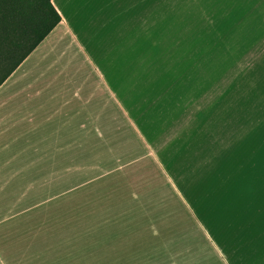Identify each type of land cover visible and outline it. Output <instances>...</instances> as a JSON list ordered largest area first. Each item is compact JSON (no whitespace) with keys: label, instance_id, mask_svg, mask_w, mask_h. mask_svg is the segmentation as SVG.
Here are the masks:
<instances>
[{"label":"crops","instance_id":"0c3cea01","mask_svg":"<svg viewBox=\"0 0 264 264\" xmlns=\"http://www.w3.org/2000/svg\"><path fill=\"white\" fill-rule=\"evenodd\" d=\"M50 1L0 84V264H181L183 218L264 264V0H221L209 42L198 0Z\"/></svg>","mask_w":264,"mask_h":264},{"label":"trees","instance_id":"16d2710c","mask_svg":"<svg viewBox=\"0 0 264 264\" xmlns=\"http://www.w3.org/2000/svg\"><path fill=\"white\" fill-rule=\"evenodd\" d=\"M60 20L50 0H0V84Z\"/></svg>","mask_w":264,"mask_h":264},{"label":"rangeland","instance_id":"374dc122","mask_svg":"<svg viewBox=\"0 0 264 264\" xmlns=\"http://www.w3.org/2000/svg\"><path fill=\"white\" fill-rule=\"evenodd\" d=\"M103 2V0H100ZM106 1V0H105ZM220 1V2H219ZM119 2L121 4L124 3L123 0H119ZM219 2V3H218ZM99 3V2H98ZM97 3V6H98ZM199 3V7L197 9V11L193 13V24H192V41L193 42H209V37H208V32H210V37L214 38L215 37V32H220L221 35L223 36V38H225V13H224V17L223 19L221 18V12L220 10H225L224 9H220L219 6H221V0H198ZM215 3H218V7H217V11L216 14L219 16V19L210 21L214 26H216L218 29L213 28L211 30L210 29V23L205 22L203 19H201L200 17L202 16L203 12L205 10H209L211 8L215 9L213 7V5L215 6ZM188 20L189 17L187 16ZM198 18V24L196 23L195 25V19ZM200 18V19H199ZM196 48L195 50L192 51V53H200L203 49V47H194ZM152 50H155L159 53H161V51L165 50V48H161V47H155V48H151ZM149 48H141L142 51H144L145 55H141L139 54V57H134V62L133 63H129L126 64V66H131L132 70L130 71V73H134L135 69L139 70V71H148L147 70V63H142L144 66L141 68L137 67L135 65V63H139V62H146L149 60H154L155 57H152L153 54H150V50ZM183 50H186L183 49ZM148 51V52H147ZM180 48H177V54L179 57L180 56ZM187 51H190V49H187ZM188 55V54H187ZM196 55V54H194ZM191 55V56H194ZM162 59V56H158ZM150 69H152V67L156 66V64H150ZM158 67V65H157ZM145 71V73H147ZM263 117H264V112H263ZM264 120V118H263ZM263 138H264V127H263ZM191 231L193 236L192 238H186L185 239V234ZM182 242L181 245L178 243L179 246H181V251L180 254L175 255V256H170V255H165L162 256L163 259V263L166 261H171V260H176L178 261L179 259L181 260V264H224L225 261L222 258L221 253L217 250V245L214 244L212 241H210L207 237V232L205 230V228L203 227V224L201 222L198 223H193V226L190 225V221H188L186 223V221H182ZM171 258V259H170Z\"/></svg>","mask_w":264,"mask_h":264}]
</instances>
